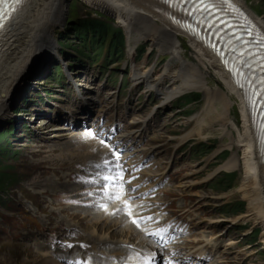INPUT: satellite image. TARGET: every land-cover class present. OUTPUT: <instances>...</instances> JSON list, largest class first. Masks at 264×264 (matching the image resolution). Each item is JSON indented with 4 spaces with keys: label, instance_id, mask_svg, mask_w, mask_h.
I'll list each match as a JSON object with an SVG mask.
<instances>
[{
    "label": "rangeland",
    "instance_id": "1",
    "mask_svg": "<svg viewBox=\"0 0 264 264\" xmlns=\"http://www.w3.org/2000/svg\"><path fill=\"white\" fill-rule=\"evenodd\" d=\"M241 4L255 20L264 19V0H244ZM65 17L63 26L56 28L54 32L55 51L47 59L49 61L42 65L34 64L18 79L19 93L9 103L5 118L0 120V130L3 127L13 128L2 141L7 152L0 155V166H8L4 173L14 175L13 179L5 176L2 180L4 188H0V264H67L65 259L78 258L77 252L84 257L90 253L91 257V250L103 248L100 239L112 243H128L126 237L115 239L108 238L107 235L110 230L118 231L128 225L138 238L128 244L151 246L131 222L126 224L123 215H112L109 211L92 214L83 208L80 195H70L73 200L67 197L69 193L65 187L74 181L66 173L72 166L88 160L81 156L78 144L86 146L90 141L92 143L89 146L94 144L98 149H106L107 156L110 151L93 137L75 144L79 135L72 136L70 128L73 115L83 114L80 109L82 101L90 105V116L94 120L107 119L112 123L127 118L132 122L139 121L142 126L147 125L149 129L142 133L138 129L140 138L136 136V129L132 130V134L128 130L120 133L139 140L138 144L141 142L144 147L161 144L163 153L169 157V164L174 160L168 171L169 178L155 199L161 201L162 207L171 215L183 213L190 221L189 234L183 237L182 246L203 247L208 250L210 259L203 264H264V226L254 220L241 219L247 207V201L239 191L241 161L232 170H226L222 166L233 154L241 159L236 137L241 131L242 122L240 102L236 96L231 95V115L227 125L216 119H206L205 96L200 90H185L164 101L161 91L165 92L166 87L177 86L179 82L173 85L168 79H164L163 87L156 89L157 87H153L158 82L156 77L163 74L166 66H169L166 69L171 73L180 68V60L199 62L198 51L189 38L184 34L180 35L181 59L170 61L169 55L162 54L158 46L146 39L137 42L129 56L127 34L113 16L82 0H69ZM83 18L104 22L112 20L114 26L121 27L126 37L125 58L113 63L108 61L110 64L105 69L100 67L104 63L103 57L94 58L92 51L89 57L78 55L74 51L77 39L70 28L73 22ZM143 47L147 52L141 54ZM60 50L68 54L67 60L58 54ZM85 52L87 54L89 51ZM55 61L63 73L60 80L52 72L54 69L51 66H54ZM200 65L204 75L209 77L211 89L224 87L207 62L202 61ZM70 66L75 70L71 71L73 68ZM139 69L140 72L150 74L146 80H135L132 76V71ZM192 93H199L200 96H193L199 99L191 100L187 105L183 101H177L180 96ZM157 117H160V124L155 123ZM40 120L46 123L44 127L38 126ZM199 120L202 125L200 133L195 129ZM230 131L233 133V142L228 136ZM200 142L208 147L198 151ZM223 150H228L229 153L222 156L220 152ZM158 170L154 165L145 173H156ZM230 172H235L236 176L231 188L215 190L213 178ZM151 202L150 200L148 203ZM228 202H243L242 212L229 215L223 209ZM98 216H109L105 224L108 229L95 234V227L89 229V226ZM110 223L117 225L108 227ZM102 224L103 221L97 227ZM69 229L71 234L68 233ZM250 231H253V235L247 236ZM71 241L75 243V247L68 248L66 245L71 244ZM139 241L144 243L140 244ZM209 243L217 246L215 252ZM81 244L86 247H80ZM81 248L83 249L78 250ZM49 249L55 251L53 258H49L50 254H47ZM108 253H112L110 249Z\"/></svg>",
    "mask_w": 264,
    "mask_h": 264
},
{
    "label": "bare ground",
    "instance_id": "2",
    "mask_svg": "<svg viewBox=\"0 0 264 264\" xmlns=\"http://www.w3.org/2000/svg\"><path fill=\"white\" fill-rule=\"evenodd\" d=\"M82 1L87 5L113 16L124 27L128 42L130 43V47L128 46L129 56L134 51L133 47L136 43L142 39H146L150 40L153 45L158 46L162 54L169 55L171 57L170 61L177 60V58L181 59L179 54L181 48L180 35L185 34V32L169 21L166 15L167 5L163 2L157 0ZM234 1L244 7L241 4V2L244 3V0ZM68 3L69 0H26L6 27L0 38V120L5 118L9 103L19 93L20 87H18V79L32 68L34 64L42 65L55 51L54 44L56 41L54 32L56 28H60L64 24ZM253 20L258 24L264 34V19L259 18ZM189 41L198 51L197 56L199 62L194 63L188 60H180L181 65L180 68L178 67L179 70L176 68L177 70H174L172 73L167 70L169 66H166L167 69L165 68L163 74L156 77V81L158 82L153 87H157L156 89L163 87L164 79H168L173 85L179 82V85L170 88L166 87L165 92L161 91L164 95V101L170 100L185 90L197 89L202 91L205 96L206 115L204 116L206 119L209 118V121L216 119L225 125L230 120L232 107L231 95L236 96L240 102L242 122L241 131L236 137L241 152V159H238L233 154L229 158L227 157L228 160L222 166L226 170H232L237 168L239 160L241 161L242 177L239 184V191L247 201V207L241 219L254 220L257 224L264 226V163L260 160L258 154L257 139L252 126L247 97L240 90L228 71L224 69L221 57L214 55L210 50L198 43L196 39L189 37ZM202 61L207 62L213 68L221 80L224 86L223 88L211 89L208 83L209 77L205 76L206 74L204 75V71H202L203 67L200 65ZM132 72L135 80H146L150 75L144 71L140 72V69ZM200 122L201 120H199L195 128L198 133H200L202 128ZM45 125L46 123L43 120L38 122V126L40 127H44ZM228 133L232 141L233 133L232 131ZM91 143L89 141L86 146H84L85 144H78L81 156L94 160L107 156L108 151L106 149H98L94 144L89 146ZM121 201L124 202L125 200L121 199ZM108 211L110 214L113 212L112 209H108ZM129 212L132 215L134 214L132 210H129ZM108 219L109 216L96 217L95 221L89 226V229L95 227L93 231L95 234H98L100 231L104 232L108 229L105 228L107 227L105 224ZM102 221L104 224L101 227H97ZM128 222L130 221L126 220V224ZM116 225V223H110L108 227ZM107 235L108 238L115 239L126 237L128 243L138 239L137 235L131 230L130 225L118 231L110 230ZM100 240L106 243L105 239ZM95 242L98 243L99 241L95 240ZM139 243L143 244L144 242L139 241ZM146 245L150 246L148 244ZM114 247L110 252H112V260L113 262L116 261V264H126L128 261L137 258L135 249H125L128 252V256H123L119 253L121 251H116V246ZM199 255L201 257L203 251Z\"/></svg>",
    "mask_w": 264,
    "mask_h": 264
},
{
    "label": "trees",
    "instance_id": "3",
    "mask_svg": "<svg viewBox=\"0 0 264 264\" xmlns=\"http://www.w3.org/2000/svg\"><path fill=\"white\" fill-rule=\"evenodd\" d=\"M73 21V20H72ZM71 22V20L69 21ZM73 32V36L77 39L76 44L74 45V51L78 55H87L92 51L94 53V58H99L104 56V61L110 60L111 62H116L119 59L124 58L125 52V38L122 29L118 26H114L112 20L110 21H100L93 18H83L81 20H77L73 22V25L70 28ZM89 51L87 54L85 51ZM144 47L141 50V53L144 52ZM66 52H63V56H67ZM116 57L117 60L115 59ZM106 64V63H105ZM199 96V93H192L190 95H185L184 99H186V103L192 101H196ZM193 97V98H191ZM8 132L7 130L0 131V155L6 154V149L2 143V139H4V133ZM202 145V144H200ZM205 146V145H202ZM2 162V161H0ZM8 168L6 165L0 166V188H4L2 184L3 178L8 176L13 179V174L4 173V169ZM235 180V172L230 173H222L219 174L215 180V190H226L229 189ZM243 202H236L233 205L231 211L228 212L229 215H238L242 212Z\"/></svg>",
    "mask_w": 264,
    "mask_h": 264
},
{
    "label": "snow or ice",
    "instance_id": "4",
    "mask_svg": "<svg viewBox=\"0 0 264 264\" xmlns=\"http://www.w3.org/2000/svg\"><path fill=\"white\" fill-rule=\"evenodd\" d=\"M20 3H21V0H11V2H10V0H0V30H2L5 27V22H6V20L8 18H10V15H11V12L5 13L2 10V6L5 5V4H8L9 8L12 11H14L15 8H14L13 5H19ZM114 147H116V146H114ZM96 167L99 168L101 166L100 165H96ZM115 183H117L116 179L114 177H111V176L100 177L99 180L96 182L98 188H104V187H106L108 185H115ZM120 183L123 184V178L122 177H121ZM130 183L131 182H129V185H130ZM130 190L133 193H137L138 192V188L137 187H131ZM89 195H91V193H89ZM106 195H107L109 200L113 198V194L110 191L107 192ZM122 195H123V193H121L120 195H116L115 198L117 200H119ZM132 199H139V195L128 197V199L124 201L125 207L128 206V201L132 200ZM99 206L105 207L104 204H100ZM119 211H121V210L120 209H116L115 211H113L112 215H116L117 212H119ZM126 214L129 215L130 217L132 215L131 212H127ZM131 222L133 224H135L137 227H139V225H140V221L138 219H136L135 217H132ZM166 231L167 230H161V231L156 232V233H149V235H152L153 237H155V239L157 240V243L162 245L166 241V235H165ZM66 246L68 248L75 247V245H72V244H68ZM80 247H86V246L85 245H80ZM68 264H82V261L81 260H72V261H69ZM143 264H156V256H155V254H152V255H150L148 257H145L144 260H143ZM166 264H171V262H166Z\"/></svg>",
    "mask_w": 264,
    "mask_h": 264
}]
</instances>
